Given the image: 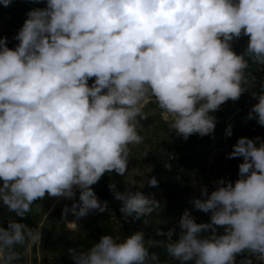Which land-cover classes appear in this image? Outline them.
Returning <instances> with one entry per match:
<instances>
[{"label":"clouds","instance_id":"1","mask_svg":"<svg viewBox=\"0 0 264 264\" xmlns=\"http://www.w3.org/2000/svg\"><path fill=\"white\" fill-rule=\"evenodd\" d=\"M28 2L46 6L28 11L14 48L0 37V204L23 216L46 195L72 200L62 209L70 230L109 211L92 186L105 174L128 172L148 103L184 140L208 136L216 127L212 113L246 90L248 61L233 42L247 36L246 53L264 65V0ZM254 98L249 118L264 126V92ZM237 157L239 178L221 179L193 201L211 213L210 222L197 223L185 211L180 232H166V251L179 264H238V256L239 264L264 262V140L240 137L229 155ZM132 188L109 184L124 219L160 206ZM40 240L38 229L14 219L0 225V264L19 259L17 245ZM68 252L74 264H159L142 231L123 240L104 234L89 249Z\"/></svg>","mask_w":264,"mask_h":264},{"label":"trees","instance_id":"2","mask_svg":"<svg viewBox=\"0 0 264 264\" xmlns=\"http://www.w3.org/2000/svg\"><path fill=\"white\" fill-rule=\"evenodd\" d=\"M6 21L14 23L8 17ZM247 45V36H242L235 40L233 44V50L237 54H244L245 59L248 61L243 84L246 90L237 101L229 100L221 106L220 110L212 113L216 117V127L211 135L201 137L194 134L184 140L173 132L166 123L161 122L160 113L162 114V112L154 102L148 103L145 108H153L157 114L147 118L138 117L137 131L140 135L159 123L168 136L169 141L165 154L158 155L152 174L157 179L159 187L166 192L167 199L150 215L139 219L133 216L123 220L122 223L124 227H127V224L135 227L145 223V220L148 222L150 217L153 218L154 231L150 242L146 246L149 247L150 253H154L158 257L159 264H179L167 253L164 245L167 242L166 232L169 229L174 228L177 233L180 232L179 221L185 211H188L197 223L210 222L211 213L198 210L194 204H187L178 190L182 186H189L194 182L201 168V163L211 154L213 144L218 143L215 147L218 153L212 163V179L205 184L209 194L218 187L217 181L223 179L226 182L234 183L239 178V164L243 162V157L229 158V155L240 137L249 139L260 137L264 140V126L258 123L255 116L249 118L252 109L250 106L251 101L256 100L254 97L258 98L261 92H264V65L257 63L254 58L246 53ZM229 126L230 136L226 134ZM170 153H172V157L169 156ZM110 183L117 185V189L122 192L127 189L128 185L125 175L120 176L113 172L105 174L97 184L92 186L101 201H108L109 211L103 214L93 212L81 218L77 224V231L79 232L77 240L72 243L69 242L68 237L71 232L66 229V222L61 215L59 216L61 221L60 234H54L46 229L40 232L41 250L52 256V264H74L68 249L87 250L104 234L114 237L113 218L115 214H120L121 202L114 199L113 193L109 190ZM47 199L46 195L34 202L31 205V211L26 212L23 216L11 211L5 213L0 211V225L7 227L8 221L14 219L29 228L37 229L48 210L49 203H47ZM78 199L79 192L76 195V200ZM70 201L73 203L72 200ZM41 204H45V209L39 210ZM74 219L75 217L72 214H68V220L72 221ZM171 219H175V221L168 224ZM221 231L223 230L221 229ZM131 234L132 232L128 236ZM27 244L26 242L23 246H16L19 260H23V253ZM188 264H192V262H188Z\"/></svg>","mask_w":264,"mask_h":264},{"label":"rangeland","instance_id":"3","mask_svg":"<svg viewBox=\"0 0 264 264\" xmlns=\"http://www.w3.org/2000/svg\"><path fill=\"white\" fill-rule=\"evenodd\" d=\"M45 3L41 2L31 3L28 0H13V3L4 7L0 5V37L7 38V46L9 48H14L18 41L14 39L19 29L22 27L24 21L27 18V13L33 8L45 7ZM11 18L14 23H8L6 18ZM235 41L233 42V44ZM91 84L92 81H89ZM257 103V100H252L250 106L252 107ZM157 114L153 108L146 109L143 108V118H147L149 116H153ZM161 122H164L169 127V122L163 119V115L160 113ZM143 137V142L138 145H130V161L128 165V172L125 174L127 181V189L132 188L133 191H142L144 195L149 197H154L160 204L164 203L167 199L166 192L157 186H150L148 184L149 179L153 177V171L156 166L157 157L160 154H165L168 144V136L163 131V128L158 124L151 127V129L147 132H143L141 134ZM218 143L213 144L212 152L201 163V168L197 173V177H195L194 182L189 186H182L179 188L178 192L182 194L183 199L187 202V204H194L193 201L195 199H204L202 196V189L205 188L206 182L210 181L211 178V169L212 163L215 158V155L218 153L215 150V147ZM151 168L150 172L148 168ZM135 181V185L133 186V182ZM213 181V180H212ZM141 184L144 187L141 189L138 186ZM78 192V190H77ZM47 203H49V207L47 212L45 213L39 227L37 228L40 232L44 229L51 231L54 234L61 233V221L60 215L62 216V209L65 205L71 206V201L66 198H52L47 196ZM45 209V204H41L39 206V210ZM0 211L5 213L8 212L9 209L0 204ZM71 214V213H69ZM130 218V217H129ZM128 219V218H127ZM124 219L123 214H115L113 218V226H114V237H119L120 240L125 239L130 232L135 233L137 231H142L144 233L146 244H148L152 238V233L154 231V220L153 218H149L147 224L142 223L138 226L132 227L127 224V227H124L122 221L127 220ZM68 220V216H67ZM70 221V220H68ZM175 219H171L168 221V224H172ZM66 229L68 227L66 225ZM79 238V232H71V235L68 237L69 242H74ZM52 256L46 252H43L40 247V243L36 244H27L23 253V260H15L13 264H52L51 260ZM243 256H238L237 261L243 260ZM252 264H264L259 260H256L254 257L252 258Z\"/></svg>","mask_w":264,"mask_h":264},{"label":"built area","instance_id":"4","mask_svg":"<svg viewBox=\"0 0 264 264\" xmlns=\"http://www.w3.org/2000/svg\"><path fill=\"white\" fill-rule=\"evenodd\" d=\"M169 156L172 157V153H170ZM66 225H67V224H66ZM67 227H68V225H67ZM68 230H69L70 232H75V231H77V226H76L75 230H70L69 227H68Z\"/></svg>","mask_w":264,"mask_h":264}]
</instances>
